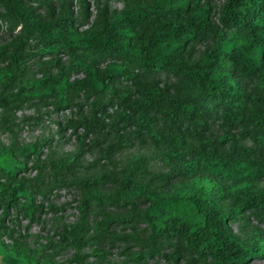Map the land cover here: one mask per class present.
I'll return each mask as SVG.
<instances>
[{"label": "trees", "instance_id": "obj_1", "mask_svg": "<svg viewBox=\"0 0 264 264\" xmlns=\"http://www.w3.org/2000/svg\"><path fill=\"white\" fill-rule=\"evenodd\" d=\"M54 2L0 0L4 21L17 30L0 45V111L27 101H55L64 109L83 94H109V101L93 103L87 114L71 120L84 130L81 140L114 132L113 144L89 146L99 147L108 161L149 139L170 147L164 158L171 170L145 183L149 160L137 155L120 177L81 182L82 214L111 205L128 209L129 220L106 215L96 224L100 235L92 237L81 223L63 224L55 232L57 245L49 239L25 249V236L15 237L20 220L40 221L55 210L35 202L45 191L16 179L26 169L20 157L39 158L41 151L35 145L0 147V248L25 264H66L57 256L75 248L79 253L67 264H90L80 253L83 246L112 237L113 222H130L146 226L147 255L163 250L161 257L173 264H249L264 258V0H227L218 24L209 0H125L122 10L101 5L84 31L72 19L73 0ZM38 4L48 8V16L36 13ZM28 42L55 63L39 62L38 73L26 71ZM216 124L222 133L214 137L209 127ZM156 179L165 192H158ZM90 180L114 185L115 197L102 195ZM239 220L248 221L245 240L232 229ZM143 257L130 255L123 264H140Z\"/></svg>", "mask_w": 264, "mask_h": 264}, {"label": "rangeland", "instance_id": "obj_2", "mask_svg": "<svg viewBox=\"0 0 264 264\" xmlns=\"http://www.w3.org/2000/svg\"><path fill=\"white\" fill-rule=\"evenodd\" d=\"M55 5L59 2L55 0ZM86 5L82 7L80 0H73L72 19L78 27L79 31L88 29L98 14L101 5L108 6L111 10H122L125 6V0H85ZM227 0H209L212 7V15L215 23L218 24L221 10ZM36 13L41 16H48V8L45 5L36 7ZM4 11L0 6V45L12 40L17 30H11L4 21ZM27 50L29 51L30 65L28 72L37 71L39 62L54 64L52 55H41L36 42H28ZM198 49H202L198 47ZM200 51V50H199ZM55 61L66 64L68 59L65 57H56ZM38 73V71H37ZM40 74V73H39ZM111 99L109 94H83L78 101L72 103L68 108H58L55 101H50L43 105L38 102L27 101L19 107L10 110L0 111V147L9 148L28 147L30 145L37 146L41 154L39 158L35 154H31L28 158L20 159L25 162L26 169L16 176L17 180H25L28 187L37 191L41 189L45 191V196L37 194L35 202L43 203L46 209L54 208L47 215H42L39 220L32 222L28 219H22L14 228L17 232L15 237L19 238V234L25 236L22 242L25 249H34V246L45 244L47 240L53 239L54 243L58 242L55 238V232L61 225L83 224L88 229L89 237L100 235L97 231L96 224L102 221L106 215H111L113 219L129 220L130 213L127 209H121L116 206L107 205L102 210H89L82 214L78 207L84 200V193L80 188V184L88 179L102 177H120L121 171L130 165L131 159L137 155H145L149 160V171L151 176L147 177L145 183L151 180L153 175L170 173L171 166L165 161L164 154L170 150V147L164 144H155L151 140L146 139L144 143L134 142V146L125 148L117 152L110 160L101 159V154L97 148L90 150L89 146L96 142L100 146L106 147L116 142V134L112 131L104 132L105 138L95 136H87L84 141L81 137L84 135L82 128L71 126L73 119H78L82 114H87L93 103L104 104ZM78 106H83V111L79 112ZM111 111V110H110ZM212 136H219L222 131L218 124L209 127ZM46 141L45 146H41ZM50 147V148H48ZM81 154L76 162L67 165V168H60L63 161H67L70 157ZM97 163L96 167L92 164ZM154 183L158 192H165L163 184ZM96 183L101 188L100 193L107 197H115L116 188L114 185ZM105 182V181H104ZM40 184V185H39ZM38 193V192H37ZM147 205L139 207L141 211L146 209ZM1 215V208H0ZM255 221V220H254ZM250 223H256V221ZM248 221H235L232 223L234 233L245 240L244 226ZM110 233L116 238L106 237L102 240H94L88 245L83 246L80 253L88 256L87 261L90 264H123L127 262L130 255L136 253L143 254L140 264H173V262L165 261L160 253L147 255L148 252V232L144 224H132L130 222L117 225H110ZM102 234V233H101ZM6 243H10L6 238ZM57 245V244H56ZM151 249V248H149ZM58 250V248L56 249ZM79 253L75 248H67L61 250L57 256V260L61 263H68ZM104 255V257H101ZM0 264H25L24 260H16L7 252L0 248ZM179 264H190L183 260ZM249 264H264V258H254Z\"/></svg>", "mask_w": 264, "mask_h": 264}]
</instances>
